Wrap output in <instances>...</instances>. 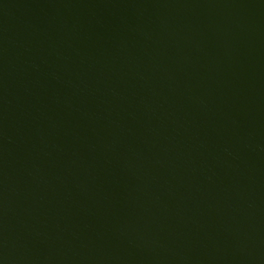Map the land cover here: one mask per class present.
Instances as JSON below:
<instances>
[{"label": "water", "instance_id": "water-1", "mask_svg": "<svg viewBox=\"0 0 264 264\" xmlns=\"http://www.w3.org/2000/svg\"><path fill=\"white\" fill-rule=\"evenodd\" d=\"M0 264H264V0H0Z\"/></svg>", "mask_w": 264, "mask_h": 264}]
</instances>
